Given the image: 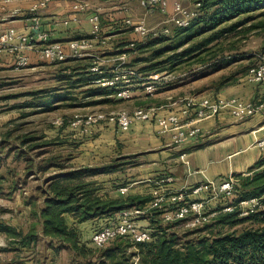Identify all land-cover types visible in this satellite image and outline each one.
Returning <instances> with one entry per match:
<instances>
[{
	"label": "crops",
	"instance_id": "1",
	"mask_svg": "<svg viewBox=\"0 0 264 264\" xmlns=\"http://www.w3.org/2000/svg\"><path fill=\"white\" fill-rule=\"evenodd\" d=\"M74 1L52 0L45 8L36 11L42 27L50 32L51 41L65 43L70 39L87 36L90 31L88 16L92 11L98 10L101 13L102 30L109 37V43L103 48L97 46L95 51L77 60H65L61 63L63 66L74 65L62 68L61 71L75 75L81 71L78 68L101 61L105 71L109 73L114 56L122 48L120 45L135 39L133 37L136 35L122 25L123 17L126 15L122 7L129 6L132 15L135 2L86 0L88 9L78 14L79 22L72 21L64 25L63 21L70 16ZM34 3L35 0L1 2L0 33L10 27L19 32H26L30 23V8ZM184 4L188 5L189 1H184ZM165 21L164 16L160 17L161 25H164ZM27 55L29 68L15 69L11 55L0 52V73L3 76L6 74L13 77L26 75L24 72L35 69L39 62L36 51H28ZM143 84L144 82L139 80L133 83L130 100L123 101L115 97L112 100L128 111L143 106L155 107L158 115L177 111L178 107L171 106L169 102L170 98L178 97L182 87L166 89L168 85L160 86L161 81L157 83L159 87L156 86L153 94H147ZM263 94L259 84L248 82L243 76L234 84L208 97H238L259 102L263 100ZM56 99L55 102L64 101L62 97ZM132 101H136V106L131 105ZM39 126L42 127L35 136L37 140L56 141L53 151L66 153L63 158L66 166L49 167L45 172L53 170L51 172L55 173V169L61 172L81 167L104 166L114 160L120 163L115 172L88 178L99 186L98 194L102 198L120 197L118 188L122 186L127 187L124 197L126 195L151 197V190L156 187V180L169 175L172 177V181L167 184L169 193L186 190L190 199H201L205 202L204 210L210 211L221 208V204L217 200L210 199L205 192L191 194L190 189L195 185L209 180L219 182L230 175L239 182V178L264 170V149L261 150L256 144L264 137V116L261 113L250 114L242 120H236L228 109H222L215 117L201 121L199 123L201 134L182 145L173 144L170 134H159L154 119L136 120L127 131L119 130L114 123H100L91 126L89 132L85 134L69 125L57 127L53 124L40 123ZM42 156L43 154L39 157ZM44 200L45 195L42 196V205L39 207L43 206ZM34 212L36 210L30 214L23 211L18 215L25 220L23 225L5 223L13 227L21 236L10 237L0 232L5 243L0 247V264H71L70 250H53L51 238L43 235L39 214ZM114 216L103 215L78 223L73 216L66 214L65 220L69 227L74 228L79 241L83 242L89 241L93 232L107 225ZM137 223L141 226L147 225L146 220L140 218ZM28 234H35L37 238L32 241L22 238ZM66 255L67 258L64 259L63 256Z\"/></svg>",
	"mask_w": 264,
	"mask_h": 264
},
{
	"label": "trees",
	"instance_id": "2",
	"mask_svg": "<svg viewBox=\"0 0 264 264\" xmlns=\"http://www.w3.org/2000/svg\"><path fill=\"white\" fill-rule=\"evenodd\" d=\"M194 1H199L200 7L197 16L192 19L189 26L184 28L170 26L174 31L170 29L169 35L153 37L149 34L144 37L145 42H136L134 47H128L129 40L120 45L122 48L117 53L124 51L130 54L131 51L152 47L167 40V38L179 40L181 42L179 44L182 46L191 41L194 34L201 35L210 32L209 35L201 38L198 42L191 43L181 52L172 53L163 61L143 67L142 71L149 74L152 71L161 70L159 65L162 63H170L173 66L176 60L197 56L196 53L208 48L210 44L217 42L223 35L236 34L237 29L246 22V19L234 21L230 25L219 28L225 22L236 19L242 14L253 12H259L257 14L264 16V0ZM255 26L264 28V19L260 20ZM167 50L161 48L151 51L152 58L161 56ZM262 54H264V51L258 57L251 58V63L244 70L245 74L249 67L259 61ZM73 60H77V58L67 59L66 61ZM237 60L240 59L221 60L222 62L218 65L212 64L213 66L216 65L214 70H218ZM128 64L132 66L129 61ZM88 67L87 64L78 68L81 71L75 75L71 73L63 75L69 83L67 88L74 89L79 86L90 85L93 79L102 76V74H108L104 68V73H91ZM74 76L76 77L74 78ZM234 82H236L234 78L225 77L217 85L215 91L218 92ZM85 92L87 96H101L100 102H108L112 100L108 95L112 94L114 89L92 86L86 89ZM36 140L37 137L35 136H25L21 140V144L25 145L27 142ZM56 144V141L35 142L28 150ZM60 164L56 162V157H54L42 165L41 169L45 172L52 166L63 168L64 166ZM119 166L120 163L114 160L104 166L81 167L61 171L49 177L44 188H39L42 195H45V200L43 206L37 208L36 212L39 214L42 233L51 238V247L54 251L67 249L77 256L87 257L93 254L94 249H100L93 245L91 238L89 241H79L74 228L69 227L66 223V214L73 216L80 223L103 215L114 216L125 209L138 208L147 210L139 216L140 219L146 220L147 225H138L150 232V240L134 243L126 236L115 237L108 242L109 244L112 243V246L101 252L97 264H264V170L251 176L239 178L235 198L233 199L235 204L243 199L257 197L261 202V208L258 211L247 216H239L237 210L232 212L219 211L218 215L210 221L211 223H206L201 228H194L187 235L180 236L176 231L171 230L170 226L164 225L166 222L162 220L160 209L147 208L151 197L131 195L124 197L125 194L119 192L120 197L102 198L98 194L99 186L96 182L88 180V178L115 172ZM178 222H174L172 226L176 227ZM215 227H218L217 230L214 229ZM221 227L228 228L223 230ZM0 232H4L10 237L21 236L13 227L2 222H0ZM22 238L32 241L37 238V235L28 234ZM134 258L136 259L135 262H133ZM70 263L74 264L75 262L72 260Z\"/></svg>",
	"mask_w": 264,
	"mask_h": 264
},
{
	"label": "built area",
	"instance_id": "3",
	"mask_svg": "<svg viewBox=\"0 0 264 264\" xmlns=\"http://www.w3.org/2000/svg\"><path fill=\"white\" fill-rule=\"evenodd\" d=\"M13 0H0V3H8ZM52 0H35L30 8L31 16L28 30L19 32L10 27L0 33V52L11 55V61L15 69L23 68L29 63L28 51H36L41 61L53 64L69 58H80L89 55L96 47H106L109 37L103 33L101 13L96 10L88 16L90 31L87 36L70 39L65 43L51 41L50 32L42 27L36 15V11L45 8ZM189 1V4H184ZM138 6L148 13L157 12L165 17V24L160 27L149 28L145 16L134 18L129 6H123L126 13L122 25L129 29L136 37L144 38L151 34L153 37L169 35L170 26L184 28L190 25L200 7L199 1L194 0H138ZM88 9L86 0H75L72 3V12L68 19L63 21L64 25L69 22H79L78 14ZM137 40H130L128 47H134ZM130 54L120 52L114 56L116 61L109 73L93 80L100 87L116 89L115 96L120 99H131L132 86L135 81L144 82L143 87L147 94H153L156 84L161 80L158 73L141 76L132 66H129ZM101 61L93 62L89 67L92 73H104ZM245 78L248 82L259 84L264 93V54L260 55L259 61L248 68ZM169 104L177 106L176 112L158 115L155 107H135L133 110H111L95 111L85 114L75 113L67 120L57 118L54 124L62 126L65 122L72 128L78 129L80 133H87L91 126L100 123H114L121 131H127L130 125L136 121H148L154 119L159 134H170L171 142L182 145L198 137L202 130L199 123L203 120L215 117L222 109H228L236 120H242L246 116L261 113L264 116V94L263 100L254 102L238 97L220 98L208 96H185L170 98ZM257 146L264 149V137L257 141ZM172 181L169 175L156 180V187L151 190V200L147 208H158L162 211L161 217L164 222L184 221L188 226L197 227L209 223L221 212H232L237 210L239 216H247L261 208L260 199L252 197L233 203L238 181L229 176L219 182L212 180L199 183L190 189L191 194L205 192L210 199L217 200L221 208L204 210L205 202L201 199H190L186 190L169 193L167 184ZM120 194L127 192V187H119ZM145 210L133 209L123 210L117 218L111 220L107 225L95 230L91 235V242L97 248L104 247L110 240L118 236H126L134 243H142L150 240V232L141 228L131 220L134 214L140 215ZM5 245L0 236V247Z\"/></svg>",
	"mask_w": 264,
	"mask_h": 264
},
{
	"label": "rangeland",
	"instance_id": "4",
	"mask_svg": "<svg viewBox=\"0 0 264 264\" xmlns=\"http://www.w3.org/2000/svg\"><path fill=\"white\" fill-rule=\"evenodd\" d=\"M132 1L133 3L135 2L132 14L134 18L145 16L146 24L149 28L161 26V14L157 12L148 13L138 6V0ZM130 6H132L131 3ZM257 13L259 12L242 14L238 18L220 25L219 28H222L234 21L246 19V22L237 29L236 34L223 35L217 42H213L208 48L196 53L195 55L197 56L176 60L173 66L170 63H162L159 65L161 70L150 73L160 74L162 76L160 79L162 84L160 86L168 85L166 89L182 87V92L178 97L191 95L211 96L216 93L215 88L225 77L234 78L237 82L238 79L245 76L244 70L251 63V58L258 57L264 51V28L255 26L260 20L264 19V16ZM209 33L194 34L192 40L182 46H180L179 43L181 42L179 40L167 38V40L152 47L131 51L128 61L130 65L137 69L141 76H145V72L142 71L143 67L163 61L172 53L181 52L188 45L198 42L201 38L209 35ZM133 38L137 40V43L145 42V38L136 36ZM161 48L168 50L161 56L152 58L151 51ZM234 58L240 60L232 62L224 68L214 70V66L222 61ZM63 62L65 60L48 64L41 62L39 59L35 69H28L27 72H24L26 75L13 77L6 74L3 76L0 73V222L2 223L23 225L25 220L18 215L23 211H27L30 214L42 205L41 199L43 195L39 188L46 186L49 177L60 173L56 169L54 170L56 171L55 173L51 172L53 170L44 172L41 169L42 165L48 162L49 159L56 157V162L66 166L65 160H63L66 153L57 150L53 151L55 145L28 150L31 145L35 142H41V140L27 142L22 145L21 140L23 137L38 135L41 130L40 127H42L39 126L40 123L57 126L54 124L57 118L67 120L75 113L85 114L95 111L127 110L125 107L117 105L118 103L113 100L100 102L101 96H87L86 89L92 86L100 87L93 83L94 79L91 81V85L79 86L74 89L70 88L71 90L67 88L69 83H67V78L63 76L65 73L61 70L62 68L72 67L74 64L63 66L61 64ZM115 63L116 61H113V64ZM212 63L216 65L213 66ZM101 65L103 69V63ZM27 67L29 68V65L23 68ZM156 86L159 87V84H156ZM115 91L116 89L112 94H109L111 95L108 96L110 99L115 97L123 101L130 100L116 97ZM60 97L64 101L55 102L56 98ZM46 101L48 102L46 103ZM135 102L132 101L131 105L136 106ZM64 125L69 124L65 122ZM38 154H43L42 158ZM133 209L138 208H130L127 211H133ZM118 216L120 217L118 214L113 219ZM137 216L139 215L134 214L131 216V220L135 223L139 219ZM174 222L177 221L166 222L164 225L170 226V229L176 231L180 236L187 235L194 228L203 226L191 227L184 221H179L177 226L173 227ZM217 228L215 227L214 229L217 230ZM227 228L223 227L222 229L226 230ZM111 244L108 243L100 249H94L93 254L87 257L77 256L70 251L69 259L70 261L73 260L74 264H97L101 252L112 246ZM40 245L43 246V244ZM131 249L133 250V248ZM63 258H67V255L66 257L63 256ZM135 261L136 259L134 258L133 262Z\"/></svg>",
	"mask_w": 264,
	"mask_h": 264
}]
</instances>
